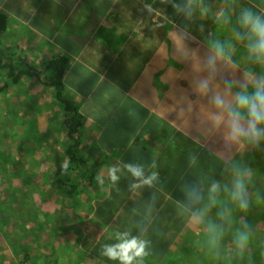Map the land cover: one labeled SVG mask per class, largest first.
Instances as JSON below:
<instances>
[{
  "label": "crops",
  "instance_id": "obj_1",
  "mask_svg": "<svg viewBox=\"0 0 264 264\" xmlns=\"http://www.w3.org/2000/svg\"><path fill=\"white\" fill-rule=\"evenodd\" d=\"M146 3L152 12L144 10ZM192 4L207 6L208 15L196 13L185 21L173 13L169 0H0V13L6 17L1 48L13 50L25 69L41 71L53 57L68 59L63 97L82 121L75 137L79 144L72 150L83 160L78 161L81 170L61 171L65 159L69 166L77 164L68 155L66 114L53 102L52 89L29 77L17 85L5 80V87L0 85L5 94L0 98L5 130L0 131V154H6L9 164L0 170V182L11 186L4 190L9 188L6 194L16 201L6 202V213L0 204L3 233L12 235V214L27 218L36 210L39 226L50 227L52 215L57 218L54 227H69L79 239L85 255L77 246L72 264H108L100 260L101 247L100 255L92 254L108 236V227L191 226L177 211L182 187L205 186L207 162L225 163L233 154L219 139L197 135L189 118L177 119L166 97L191 93L196 57L205 51L207 39L230 38L228 29L216 22L217 9L232 7L235 14L246 6L264 14V0ZM185 49L193 51L191 65L181 58ZM235 55L239 76L248 67L241 45ZM125 162L155 163L158 182L133 192L125 173L114 186L107 180L103 188L97 185L94 177L101 166ZM64 180L81 184L71 198L60 190ZM13 185H18L16 198ZM59 239L54 241L55 260Z\"/></svg>",
  "mask_w": 264,
  "mask_h": 264
},
{
  "label": "clouds",
  "instance_id": "obj_2",
  "mask_svg": "<svg viewBox=\"0 0 264 264\" xmlns=\"http://www.w3.org/2000/svg\"><path fill=\"white\" fill-rule=\"evenodd\" d=\"M169 2L173 13L185 21L196 13L201 18L209 13L203 4L194 8L192 0ZM144 10L152 12L151 4H144ZM214 16L218 24L228 29L230 38L207 39L205 51L196 57L198 67L191 80V93L173 92L166 101L177 119H190L197 135L219 139L233 154L224 163L220 180H209L206 187L200 183L184 185L183 199L177 202L178 214L185 223L199 228L208 251L219 255L227 232L237 251L249 247L253 229L244 217L253 200L264 201L261 193L250 192L251 170L243 158H237L245 151L264 149V14L240 6L235 14L232 7H222ZM237 45L242 46L248 65L239 76L234 72L239 66L235 55ZM180 55L190 65L193 63L191 49ZM69 165L70 161L65 159L61 171L66 172ZM154 169L155 163L145 166L125 162L101 166L94 179L101 188L106 180L114 186L126 173L131 178L129 189L134 192L152 188L158 182L159 175ZM235 213L240 214V222L233 228ZM144 232L140 226L136 234L129 230L116 231L111 242L101 245L100 254L114 264H144L149 244Z\"/></svg>",
  "mask_w": 264,
  "mask_h": 264
},
{
  "label": "rangeland",
  "instance_id": "obj_3",
  "mask_svg": "<svg viewBox=\"0 0 264 264\" xmlns=\"http://www.w3.org/2000/svg\"><path fill=\"white\" fill-rule=\"evenodd\" d=\"M4 75V73H2ZM1 87H4L5 80H0ZM2 90V89H1ZM53 92V90H51ZM4 93L0 91V98L4 99ZM4 106V104L2 105ZM7 122V121H6ZM4 125V123H3ZM4 127V126H3ZM0 131L5 133V130L1 127L0 121ZM6 137V136H5ZM4 142V141H3ZM2 142V143H3ZM1 146V145H0ZM1 158L0 154V170L5 169V166L9 164V161L6 159V154L3 153ZM243 158L245 163L250 168L251 176V185L250 192L254 195L256 192L264 195V149L259 151L251 150L245 151L239 154V157ZM7 162V163H6ZM6 171H3L5 174ZM224 173V172H223ZM8 175V173H6ZM223 174H221L220 180ZM6 181V179H3ZM2 181V182H4ZM7 182V181H6ZM11 182V180H10ZM255 183V184H254ZM254 184V185H253ZM0 182V204L2 213H6V202L11 203L16 201V199H9L6 194L7 190L11 187L10 185ZM14 189L12 193L16 198L18 185H13ZM9 187L7 190L4 188ZM3 200V202H2ZM35 203H37L35 201ZM17 205V204H15ZM215 212V210H213ZM214 216V213H212ZM13 220V227L11 228L12 235L10 233H3L0 229V264H72L74 261L75 250L78 246L79 239L73 238V234H70L69 227H54L57 218H53L52 215L48 218L49 223L52 222L50 227H41L37 223L39 219L37 217V211L33 210L29 217H23L21 215H11ZM249 225L253 229V235L259 241L252 245V248L249 246L247 249L251 254L253 259H256L255 264H264V201L253 200L248 213L244 217ZM67 219V218H66ZM63 222V220H62ZM240 214H234V225L235 227L239 226ZM48 223V224H49ZM190 230H186V235L184 238L188 239V242H176L174 246L171 247L172 254L163 260L161 263L157 264H241V260L238 261V258L235 257L228 258H218L216 255L210 253L204 243V235L201 230L197 227L189 226ZM61 233V235H60ZM185 233V231H184ZM82 236V235H81ZM79 235V237H81ZM259 239V237H261ZM59 237H61L59 239ZM62 243L61 249L58 248L57 260H55L54 255V241L58 240ZM224 242L222 245L228 242L227 235L224 237ZM43 247V248H41ZM82 251V255H85L83 251L84 248L78 246ZM227 254H229V249H235L232 246L231 242H228L226 246ZM61 250V251H60ZM74 250V252H73ZM60 251V252H59ZM56 252V251H55ZM71 252V253H70ZM196 252L197 254H192ZM47 253V254H46ZM73 253V254H72ZM80 253V252H79ZM258 254V258H255V254ZM185 255V256H184ZM184 256V257H183ZM63 257V261L61 258ZM70 261L67 262V261ZM61 261V262H59ZM67 262V263H66ZM246 264H254L252 261L245 262ZM83 264V263H82ZM92 264V263H90Z\"/></svg>",
  "mask_w": 264,
  "mask_h": 264
},
{
  "label": "trees",
  "instance_id": "obj_4",
  "mask_svg": "<svg viewBox=\"0 0 264 264\" xmlns=\"http://www.w3.org/2000/svg\"><path fill=\"white\" fill-rule=\"evenodd\" d=\"M6 29V17L0 13V72L4 73L3 77L8 84L17 85L22 78L29 77L31 79H34L41 83L46 88H50L54 92V99L53 102H56L60 105L62 108V111L64 114H66V119L64 121L65 129H66V136L67 139L70 140L69 144V151L68 155L71 156V160L75 161V167L69 166L66 173H72L75 170L80 168L79 163H82L83 160L80 159L74 149L76 146H78V142H75L76 140V134L78 133V130L81 128L82 121L80 120V116L78 115V110L76 107L71 106L70 103L63 97L64 92V84H63V78L67 69L68 65V59L65 56H57L51 58L47 63H45L44 68L41 69V71H34L30 66H28L27 69H25L23 64H26L25 62L21 63L18 62V59L13 56L12 51L5 48H1V34ZM6 61L8 64H6ZM5 87V85H4ZM3 87V88H4ZM67 140V141H68ZM73 142V143H72ZM79 158V159H78ZM79 161V163H78ZM224 172V162L215 160V166L213 163L207 162V168H206V181H205V187L209 180L216 179L218 180V175ZM255 184V183H254ZM253 184V185H254ZM81 186L78 182L69 183L67 180H64L60 183V190L63 192L64 196L66 198H71L72 195L75 193L77 189ZM214 213V212H213ZM161 216L157 217V221H160ZM233 228H235L234 222L232 225ZM145 229L144 236L149 241L148 244V255L146 256L144 260V264H157L161 263L163 260H165L167 257H169L172 254L171 247L174 246L178 240V242H188L187 238H184L186 235V230H190L188 227H143ZM108 236L105 235L100 239L101 243L97 244L95 250H91V248H88L87 250H90L92 254L100 255L98 252V249L101 247L104 243L111 242L110 238L112 237L113 233L116 231H123V230H129L133 234L137 233L138 227H108ZM185 231V233H184ZM225 235H227L228 242H231V234L230 232H227ZM259 237V239H261ZM254 235H252V239L250 241L249 246L252 248V245L254 246V243L259 241L257 238V241ZM226 240H223V242ZM227 243L221 246V250L219 252V255H216V257L220 258H228L235 257V259L238 258V261L241 260V264H246V261H252L254 264L256 263V259H253L254 252L251 254L248 250H244L242 252L237 251L236 249H229V254H227L228 248H226ZM192 254H197L196 252ZM185 256V255H184ZM183 256V257H184ZM233 257V258H234ZM255 258H258V254H255ZM100 260L108 263V264H114V262L106 260L103 256L100 258Z\"/></svg>",
  "mask_w": 264,
  "mask_h": 264
}]
</instances>
